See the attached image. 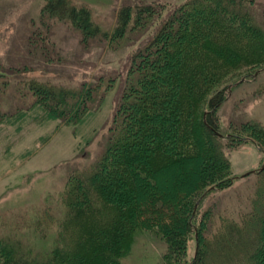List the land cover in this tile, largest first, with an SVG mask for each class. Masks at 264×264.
I'll use <instances>...</instances> for the list:
<instances>
[{
    "label": "trees",
    "instance_id": "1",
    "mask_svg": "<svg viewBox=\"0 0 264 264\" xmlns=\"http://www.w3.org/2000/svg\"><path fill=\"white\" fill-rule=\"evenodd\" d=\"M253 4L187 0L167 12L150 42L131 59L105 150L89 171H75L66 180L51 248L39 259L20 241L0 238V264H122L130 239L141 231L164 241L163 264H186L187 238L195 231L191 264H210L208 255L218 240L205 242V224H194L195 213L208 194L234 182L216 140L214 113L223 103L224 88L210 94L228 69L251 57L244 48L264 55V34L250 13ZM42 13L68 21L84 39L108 37L100 35L88 9L67 0H46ZM154 13L153 6L122 7L109 38L122 39L132 19L140 25ZM28 85L42 121L67 126L84 119L99 89V84H82L78 91L35 81ZM191 161L200 162V168L185 167L175 191L161 189V171ZM40 228L35 232L46 237L48 229ZM251 235L252 251L232 254L236 259L229 264H264V210Z\"/></svg>",
    "mask_w": 264,
    "mask_h": 264
},
{
    "label": "rangeland",
    "instance_id": "2",
    "mask_svg": "<svg viewBox=\"0 0 264 264\" xmlns=\"http://www.w3.org/2000/svg\"><path fill=\"white\" fill-rule=\"evenodd\" d=\"M67 1L88 9L100 35L108 37L84 39L68 21L43 15L46 0H0V238L20 241L39 259L51 248L67 178L89 171L105 150L132 57L150 42L167 12L187 0ZM124 6H153L155 13L140 25L132 19L125 36L111 40ZM250 9L264 34V0H254ZM244 49L251 57L228 69L210 94L224 88L225 98L214 113L216 140L234 178L230 187L208 194L195 213L194 224H205V242L218 240L208 255L210 264H229L236 259L232 254L250 253L255 244L251 231L259 227L264 210V55ZM31 81L75 91L82 84H99V89L84 119L67 126L42 121L28 89ZM199 164L191 161L182 170L176 165L161 171V189L175 191L185 167ZM36 226L43 233L48 229L47 236L35 232ZM196 249L194 231L186 242V264ZM165 250L158 234L141 231L130 239L122 264H163Z\"/></svg>",
    "mask_w": 264,
    "mask_h": 264
},
{
    "label": "water",
    "instance_id": "3",
    "mask_svg": "<svg viewBox=\"0 0 264 264\" xmlns=\"http://www.w3.org/2000/svg\"><path fill=\"white\" fill-rule=\"evenodd\" d=\"M216 135L219 136L217 132H216Z\"/></svg>",
    "mask_w": 264,
    "mask_h": 264
}]
</instances>
